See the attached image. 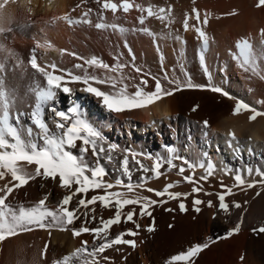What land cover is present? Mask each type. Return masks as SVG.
<instances>
[{
    "label": "bare ground",
    "instance_id": "6f19581e",
    "mask_svg": "<svg viewBox=\"0 0 264 264\" xmlns=\"http://www.w3.org/2000/svg\"><path fill=\"white\" fill-rule=\"evenodd\" d=\"M114 2L120 3V0ZM136 2L145 7L148 4L160 7L171 5L175 22L169 25L167 21L148 17L141 24L139 17L142 14L146 16V13L136 9L129 13L122 10L116 13L105 11L95 0H85L83 3L82 0H10L4 11L11 19L13 31L0 35V45H3L0 48V83L15 100L10 112L19 115V120H13L12 123L18 125L22 136L29 127L34 132L37 131L31 116L36 103L34 92L46 87V78L31 67L30 57L37 41L41 44L50 42L51 48L46 46L36 49L37 62L42 67L55 64L57 70L54 74L64 75L69 81L67 86L72 91L65 93L58 90L55 99L43 107V119L52 131L58 132L53 127V121L58 118L52 109L67 112L71 107L78 106L82 118L105 138L103 146L107 148L111 144L117 145L112 152L111 161L106 158L100 160L107 171L103 180L114 184V187L107 190L90 189L86 195L74 196L69 209L77 207V202L82 197L90 199L93 195H104L105 191L124 193L128 198L140 195L165 201L150 206L148 210L151 216H140V205L124 206L123 213L135 208L134 220L139 223L140 228L136 229L132 222H121L110 228L108 238L112 239L119 233L132 229L138 234L124 238L135 239L137 247L133 249L127 245H114L100 254L101 257L111 258L110 261L101 260V264H167L172 256L203 243H208L209 246L192 258L191 262L179 261L173 264H264V232L258 231L264 226V185L257 183L254 187L257 190L254 189L252 195L244 198L249 193L248 183L264 179L257 174V170L264 172V116L250 121L252 113L249 111L242 110L240 114L233 115L237 101L241 100L264 112V103H260L264 101V79H261L264 76V34L261 33L264 29V6L257 7L258 0ZM77 4L81 6L72 12ZM193 8L201 12L202 20L206 13L208 23L197 24L194 19H190V27L186 31L182 22L185 13L194 16ZM88 9L92 11L85 19L91 23L71 26L62 20L50 23L53 17L68 12L73 18H78ZM233 12L236 14L229 15ZM98 23L119 25L124 31L112 27L98 29L95 27ZM193 24L202 27L208 34L207 48L197 38V32L191 27ZM19 25L30 26L20 28ZM143 29H148L151 34ZM242 40L251 44L252 52L258 59L260 75L245 72L233 58V53L239 54L236 44ZM61 50L66 51L62 53ZM93 57L112 68L118 64L126 67L111 71L90 66L87 61ZM78 64L83 67H75ZM133 64L142 71L136 73ZM46 70L52 71V68L47 67ZM68 72L82 77L85 74L102 79L114 77L118 81L116 89L110 83L90 81L93 87L109 93L126 84L127 92L132 94L136 85L144 87L140 84L141 77L148 80L145 91L154 89L152 77L159 78L165 88L175 87L163 79L165 73L169 79H179L182 84L190 77L193 84L206 87L183 88L145 108L115 113L106 108L102 98L85 91L86 85L83 82H72ZM208 85L223 89L229 96L211 91ZM230 133H235V140L231 139ZM79 146L80 142L77 141V148L72 149L74 154L79 155ZM125 155L129 158L131 181L122 171ZM157 158L161 159L163 166L160 171L164 173L159 178L166 177V181L161 184H156L159 178H154L152 172L145 173L136 163L139 161L151 168ZM85 159L90 163L94 160L91 151L86 154ZM168 160L176 167L169 170ZM199 163H204L205 166L211 163L214 166L213 174L206 181L200 179L206 174L205 168H188V164ZM181 166L185 168L183 175H193L192 183L184 181L178 174ZM248 169L252 170L251 174ZM27 171L34 173L35 165L27 166ZM237 174L246 183L237 186L238 191L233 192V188H236L234 185H237ZM142 177L146 179L142 180ZM9 179L11 178L6 177L0 180V187ZM117 179H122L125 185L131 182L134 192H128L122 185H115ZM177 181L179 183H175ZM140 183L145 187H135ZM168 183L175 184L169 191L190 195L169 199L167 195L157 197L146 191V188L163 190ZM183 184L197 185L201 191L182 192L179 186ZM188 185H183V189ZM230 186L233 188L229 194L227 189ZM76 187L77 185H73L71 190L64 189L60 186L59 178L53 180L37 176L16 189L9 201L14 205L31 207L47 196L46 207L55 210L62 198ZM218 195L225 196V202L229 205L227 212L219 210ZM197 199L202 203L194 206L193 201ZM208 201L212 202L211 207L208 206ZM181 202L185 204L186 211H181ZM237 203L240 207L234 206ZM195 207L201 210L197 212ZM91 208H95V213L88 212L87 223L81 215L66 231L59 228H34L6 239L0 243V264H53V261L65 254L75 252L82 246V241L88 242L90 250L98 247L103 242L101 239H94L92 233L74 237L72 228L101 227L100 218L106 220L114 216L115 207L103 208L97 202L89 205V209ZM92 215L97 217L95 221L91 220ZM153 222L154 230L149 232L147 229ZM238 224L239 232L225 239H218ZM46 243V255H42ZM73 264L77 262L74 260Z\"/></svg>",
    "mask_w": 264,
    "mask_h": 264
},
{
    "label": "snow or ice",
    "instance_id": "6c2138e0",
    "mask_svg": "<svg viewBox=\"0 0 264 264\" xmlns=\"http://www.w3.org/2000/svg\"><path fill=\"white\" fill-rule=\"evenodd\" d=\"M10 2V0H0V35L6 32H12L13 28L11 25L10 17L5 14V6ZM15 2V0H11ZM85 0H82V3ZM97 4L100 5L102 10H110L116 13L122 10L124 13H129L131 10L136 9L141 13H146L147 15H140L139 22L144 23L145 19L148 17H155L160 21H167L170 25L175 22V18L172 16L173 7L168 5L167 7H160L152 4H148L145 7L141 3H137L136 0H120V3L114 2V0H95ZM195 3V0H193ZM81 5L77 4L71 11H76ZM264 6V0H258L257 7ZM91 9L83 12L80 17L73 18L71 13H65L59 17H53L50 23H55L58 20L67 22L70 26L78 23H91L90 20H86ZM191 15L185 13L183 19V28L187 31L190 27L189 20L194 19L197 24L202 23L206 25L208 23V15L205 13L203 20L201 19V12L193 8ZM235 12L229 13V15H234ZM8 24L9 26H5ZM197 24L191 25V27L197 32L198 39L202 41V46L207 48L209 43L208 34L203 30L202 27L197 26ZM30 25H19L18 27L24 28ZM98 29H103L106 27H112L114 29H119V25H106L104 23H98L95 25ZM145 32L150 31L148 29H143ZM264 34V29L261 30ZM264 44V41H262ZM51 48L50 42L46 44H41L39 41L36 42L35 48L32 50V55L30 57L31 67L42 74L46 78V87L38 88L35 90L34 94L36 96V103L32 111V123L37 129L36 132L33 131L31 127L25 129L22 136L18 125L13 124L12 121L19 120V115L10 112L12 105L15 100L10 97L7 91L4 90L2 83H0V180H4L6 177H10L2 187H0V243L4 242L6 239L15 237L22 232L32 231L34 228L39 229H52L59 228L60 230H68V226L73 225L76 220L81 218V215L85 217V223H87L88 212L91 211L95 213V208L89 209V205H95L100 202L103 208L115 207L114 216L103 219L100 218L101 227L89 228L86 226H81L79 228H72V234L74 237H79L83 233L94 234V239H101L103 242L98 245V247L88 248V242L82 241L81 247H78L75 252L71 254H65L62 258L53 261V264H73L75 260L77 264H101V260L110 261L111 258L107 256H100L107 249L112 248L114 245H127L135 249L137 247L135 239H125V236L135 237L138 232L128 229L124 232L119 233L114 238L109 239V230L113 225H119L121 222L128 223L132 222L136 229L140 228L139 223H136L134 216L136 215V210L133 208L127 213H123L122 209L127 205H140V216H151V212L148 210L150 206L157 205L158 203H163L165 201L153 200L147 196L135 195L134 198H128L126 194L120 192H109L105 191L104 195H93L90 199L81 198L77 202V207L69 209V205L73 200L74 196L79 194H87L90 189H112L114 184L107 183L103 180V177L107 175L105 167L100 163L101 158H106L108 161L113 159L112 152L117 148V145L111 144L107 148L103 146L105 138L102 134L96 130L91 124H89L85 119L82 118V114L79 111L78 106H73L65 111H56L54 108L55 119L53 121V127L58 129V132L52 131L49 128L48 123L43 119L42 111L43 107L48 104L49 101H53L56 97L57 91L62 90L65 93L72 91L67 84L69 81L65 79L64 75H55L54 72L57 70L56 65L52 64L49 66L42 67L37 62V57L35 55L37 48L43 47ZM3 45H0L2 48ZM239 54L233 53V58L238 62V66L245 72H252L255 75H260L258 59L255 57L251 49V44L247 40L238 41L236 44ZM62 53L66 50H61ZM131 51V49H129ZM75 55V53H71ZM134 59V57H133ZM201 59L203 57L201 56ZM91 65L101 67L104 69H110L111 71H116L117 69H123L126 65L118 64L115 68L103 63V61L98 60L93 57L91 60L87 61ZM51 67L52 71H47L46 68ZM77 68L83 67V65H75ZM136 73H140L142 70L139 67L132 65ZM67 75L71 77L72 82H83L86 85L84 89L87 92L95 94L97 97L102 98L103 104L106 108L115 113H121L124 111H130L133 109H142L149 105H152L158 101L174 94L175 91H179L183 88H204L205 85L193 84L191 78L188 77L186 83H181L179 79H169L165 73L163 79L170 85H175V87L165 88L161 80L157 77H152L155 82L154 89L151 91H145L147 87L148 80L141 77L140 85H136V90L129 94L127 92V85L124 84L117 91L112 93L101 91L98 87H93L90 81H94L99 84L110 83L113 89L117 88L118 81L114 77L99 78L97 76H88L85 74L82 76H73L71 72ZM264 79V76L261 77ZM210 90L217 93H222L224 96H229V93L224 92L223 89L219 87H213L208 85ZM231 98V97H230ZM264 103V101H260ZM195 110V109H194ZM249 111L252 113L249 119L250 121H255L258 117L264 116V112L258 111L256 108L251 107L244 101H237L233 115L240 114L241 111ZM207 125V121H205ZM231 139L235 140V133H230ZM77 141L80 142L79 155L74 154L72 149L77 148ZM91 151L94 160L90 163L89 160L85 159L86 154ZM169 151H172L171 149ZM133 159L135 160V154H133ZM20 162H25L21 164ZM139 164V168L145 173L152 172L154 178H159L164 175L160 171L163 166L161 159L157 158L153 167L149 168L136 161ZM169 165V170L176 167L171 160L167 161ZM187 163V162H185ZM35 165L34 173L27 171V166ZM122 171L131 181L132 172L129 168V158L125 155L122 160ZM196 167L205 168V175L201 176V180H207L214 172V166L208 163L205 166L204 163L199 164H188V168L195 169ZM185 168L183 166L179 167L178 174L183 177V180L192 183L193 175H183ZM249 174L252 173L251 169H248ZM257 174L264 177V172H259ZM37 176H42L44 178H51L56 180L59 178L60 186L64 189H72L73 185H77L74 191H70V194L64 196L55 209H49L46 207L47 196L39 200L34 206L25 207L24 205H14L9 201V197L14 193V191L26 184L30 180L35 179ZM152 178V177H148ZM146 179L145 177L141 178ZM237 185H244L246 182L237 174L235 176ZM179 183V181L175 182ZM198 183V182H197ZM256 183L264 185V179L261 181H253L248 183L247 187H255ZM115 185L124 186L128 192H134V186L130 182L127 185L124 184L122 179H117ZM223 186V185H222ZM135 187L144 188L143 183L137 184ZM175 187L174 183H168L165 185L163 190H156L153 188H146V191L154 193L157 197L168 196L169 199H176L181 196L186 197L190 193H179L172 192L169 189ZM193 192L201 191L200 187H194ZM230 194L232 192L231 188L227 189ZM259 195V193H257ZM219 199V210L227 212L229 210V205L225 202L224 195H218ZM202 203L200 200H194V206H198ZM208 206H212V202L208 201ZM235 207H240L237 203ZM181 211H186L185 204L183 202L179 205ZM81 209H84L81 212ZM201 209L195 207V211L199 212ZM171 211V209H169ZM80 213V215H78ZM123 217V220H122ZM97 217L95 215L91 216V220L95 221ZM170 227H172L170 225ZM149 232L154 230L153 225L149 226L147 229ZM240 225L238 224L235 228L229 230L224 237H218V239H225L234 233L239 232ZM254 231H257L254 229ZM258 231L264 232V226H261ZM51 233H49L50 235ZM211 239V238H209ZM215 242V241H211ZM209 246L208 243L196 244L188 248L185 252H181L177 255L172 256L167 264H173V262L179 261H192V258L196 257L203 249ZM47 243L44 246V251L42 255H46ZM98 257H100L98 259ZM126 259V257H125ZM243 259V257H241Z\"/></svg>",
    "mask_w": 264,
    "mask_h": 264
},
{
    "label": "rangeland",
    "instance_id": "374dc122",
    "mask_svg": "<svg viewBox=\"0 0 264 264\" xmlns=\"http://www.w3.org/2000/svg\"><path fill=\"white\" fill-rule=\"evenodd\" d=\"M166 181V177H161V178H159L158 180H156V184H161V183H163V182H165ZM208 185H211V183H207ZM257 184V183H256ZM183 185H188V184H183ZM183 185H180L179 187H181V189L179 188V190L180 191H182V192H191L192 191V189L194 188V187H196L197 185H191V184H189L187 187L185 186V189H183L184 188V186ZM199 185H201V184H199ZM193 186V187H192ZM212 186V185H211ZM234 187H236L235 189L233 188V186H230V188L232 189L233 188V192H237L238 191V188H237V186H235L234 185ZM191 190H190V189ZM254 189H256L257 190V188H254V187H251V188H249V193L247 194V195H245V197L244 198H248L250 195H252V193H254L255 191H254ZM187 190V191H186ZM242 191V190H241ZM193 192V191H192Z\"/></svg>",
    "mask_w": 264,
    "mask_h": 264
}]
</instances>
